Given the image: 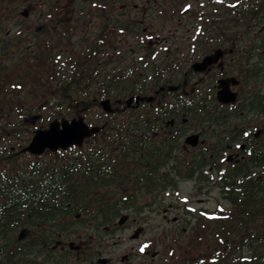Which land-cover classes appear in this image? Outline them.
<instances>
[{"label":"flooded vegetation","instance_id":"af4514ba","mask_svg":"<svg viewBox=\"0 0 264 264\" xmlns=\"http://www.w3.org/2000/svg\"><path fill=\"white\" fill-rule=\"evenodd\" d=\"M89 1L100 10L96 16L100 20L92 23L95 29L84 28L91 14L68 17L65 3L51 2L64 10L54 13L55 23L66 25L69 30L57 39H62V44L49 42L48 46L58 58L67 57L75 67L78 50L82 47L80 42L88 40L92 49L90 58L97 69L94 75L98 79L107 81L112 73L117 76L121 71L120 77L135 84L134 90H127L117 99L111 117L138 121L126 124L122 139L113 142L120 146H115L111 152L121 151L119 156L96 155L100 131L84 140L80 147L67 149L77 153L85 152V149L90 151L88 168L92 175L97 168L95 160L101 159H104V172L108 176L120 174L121 182L115 179L93 184L92 193L114 195L122 212L135 209V206L123 203L125 196L143 195L147 199L138 207L141 211L154 204L156 197L168 194L178 181L207 183L203 177L213 174L215 177L211 182H216L228 164L245 159L249 151L246 150L247 142L257 143L262 127L256 125L254 113L249 112L244 103L258 87L260 89L262 81L244 82L240 77L248 73L246 66L240 68L238 65L241 50L255 49L254 43L244 44L247 48L240 45V0ZM250 3L254 14L264 18V1L258 2L259 6L254 1ZM47 15L48 12L43 13L45 19L41 26L49 32L55 31L54 21ZM155 19L160 20V27H154ZM256 26H252L251 34H263L264 25ZM215 53L219 56L202 69L199 64ZM254 54L249 63L257 64L263 77L264 60L256 57L264 58V47ZM228 77L238 80L237 84L229 83L237 100L233 104H221L217 101L219 81ZM213 111L224 123L214 125L203 120ZM28 115L19 120L30 121ZM39 116L38 113L32 118ZM258 122L261 125L262 120ZM30 127L39 128L30 122L19 124V129L24 128L25 137L20 130L13 132L11 137L0 132V176L18 175L24 179L23 188H0V264H81V256L89 259L85 264H110L109 258H103L101 252L86 245L85 238L90 239L91 234L86 236L80 231V211L71 221L74 233L65 234L63 224L69 223L70 219L64 221L61 197L50 196L48 193L53 190L46 186L47 176L57 168L50 162L62 159L63 150L46 149L41 154L27 151L25 148L34 133ZM192 134L198 135L196 146L187 142ZM228 155L232 160L226 159ZM192 162L198 171L194 175L191 174ZM84 167L83 164L77 166L78 175ZM12 192L24 195L22 204L14 202ZM55 205L57 212H54ZM112 223L114 221L103 228L110 229ZM94 226L95 220L88 221L87 231ZM96 254L99 257L93 263L91 259ZM143 255H150L151 261L132 263V255L124 254L120 263L154 264L153 260L159 254L146 250ZM101 258L106 261L99 263Z\"/></svg>","mask_w":264,"mask_h":264},{"label":"trees","instance_id":"16d2710c","mask_svg":"<svg viewBox=\"0 0 264 264\" xmlns=\"http://www.w3.org/2000/svg\"><path fill=\"white\" fill-rule=\"evenodd\" d=\"M27 1L29 3L33 0H0V132L11 137L13 132L21 131L18 125L28 122L20 121V114L26 116L31 115L33 111H40L35 107L37 102L51 109L48 113L50 119L32 122L38 127H45L53 119L86 117L92 113L90 111L95 106L100 111V100L108 97L116 102L127 90L135 89L133 82L120 77L121 71H118L117 76L112 73L107 81L103 78L98 79L99 77L94 75L97 69L95 62L90 58L92 49L88 40L80 42L82 47L78 50V58L75 61L78 65L75 67L67 57L58 58L57 53L49 49V42L55 45L62 44V39L60 41L57 39L69 30L66 25L55 23L54 13L64 10L58 9L54 4H50L46 12L49 13L47 17H52L56 30L49 32L41 25L37 29H32L31 44L26 43L25 36L19 31L16 35L4 31L8 21L15 17L20 5ZM253 1L259 6L258 2L264 0H240L238 24L241 41L254 43L255 49L241 50L238 65L240 68L246 66L248 70V73L240 76L244 82L259 83L264 80V75L262 77L260 74L257 64L249 62L254 53L264 47V33L252 35L251 28L253 25H264V18L258 13L254 14L253 4L250 3ZM43 19L45 18L40 17L38 20ZM49 53L54 56L49 57ZM68 65L71 66L67 67ZM259 91L258 87L245 99L244 105L249 112L254 113L256 125L262 127L260 138L257 143L247 142L246 150H249L247 157L237 164H228L216 179L215 184L220 186L221 196L229 206L227 208L218 206V209L211 211L200 209L193 217V222L192 219H188L190 230L188 229L189 232L184 237L182 234L170 237L164 234L161 241L163 244L159 249L160 257L164 259L161 264H264V94H260ZM198 112L201 110L199 109ZM92 114L93 120L100 121L103 125L97 137L99 142L95 145L99 149L96 155L119 156L121 151L111 152L115 146H120L113 142L122 139L126 124L138 123V121L135 118L127 121L128 117L113 118L111 114L102 111ZM218 118L216 111H213L205 115L203 120L214 125L224 123ZM260 120H262L261 125L258 122ZM30 128L33 133L34 128ZM210 152L214 151L210 150ZM61 155H63L62 159L50 162L56 164L57 168L47 176L46 186L53 190L48 193L50 196L61 197L64 221L70 219L69 223L63 224L65 234L74 233L71 221L75 213L80 211L81 217L78 220L82 227L80 231L86 236L92 233L96 235L101 227L119 217L122 209L117 206L114 195L106 192H98V195H94L90 189L93 188V184H103L115 179L121 182L120 174L108 176L104 172V159H101L95 160L97 168L92 175L93 172L88 168L91 163L89 159L91 153L88 149L79 153L69 149L61 151ZM80 155L83 156L79 157ZM79 164L85 166L80 175L77 173ZM191 165V174L194 175L198 171L193 166V162ZM203 179L207 183L210 180L208 176ZM23 187L24 179L18 175L0 176V188ZM8 194H13L16 204L23 203L22 193ZM143 198V195L134 193L125 196L126 202L123 203L134 207ZM1 202L12 201L1 200ZM56 209L55 205L54 212H57ZM90 220H95V226L91 231H87V222ZM171 248L180 250V254L174 255L170 251Z\"/></svg>","mask_w":264,"mask_h":264},{"label":"rangeland","instance_id":"374dc122","mask_svg":"<svg viewBox=\"0 0 264 264\" xmlns=\"http://www.w3.org/2000/svg\"><path fill=\"white\" fill-rule=\"evenodd\" d=\"M51 2L65 3L67 6L68 17L72 15L75 17L85 13L91 14L92 17L89 19L88 24H85L86 26L84 28L95 29L96 27L92 23H97L98 20H100L96 17L98 16L100 10L96 9L95 5L89 0H33L32 2L28 3L27 1L20 5L16 11L15 17L8 21L4 31L10 35H16L19 31L25 36L27 40L26 43L31 44L33 37L30 34V31L35 28L37 29V27L41 25L40 23H42V20L38 19L42 17L43 13L50 8V4H52ZM23 10L28 12L26 17L21 14ZM153 23L154 27H160L159 19H155ZM27 25H30V27ZM261 26L262 25H259L258 27ZM165 28H167V26ZM246 43V41H241L240 38L241 47L247 48V46L244 45ZM261 50L262 48L259 49V53ZM53 55L54 54L49 53V57ZM257 58L264 60V58H260L259 56H257L256 59ZM70 66L71 65H68L67 67ZM263 89L264 80L261 82L259 90L264 92ZM29 105L31 106L30 102ZM115 106L116 105L114 103L113 107ZM35 107L39 108L40 111H33L31 115H28L30 119L28 123H32L33 120L37 121L40 119H50L48 113L51 109L49 106L44 107L43 103L40 104V102H37ZM15 112L17 111L15 110ZM90 112L93 113L100 111L98 110V107L95 106ZM38 113L40 114L39 118H32ZM92 113L86 116V120L91 119L94 121ZM22 117L24 116L20 114L19 119L22 120ZM234 128L238 129L237 127ZM21 129L20 133L23 134V137L27 136L24 128ZM208 177L210 179L209 183H195L193 180L178 181L175 188L170 189L168 194H162L156 197L154 204L148 200L151 205L149 207H145V210L143 209L138 211V207L143 205L144 201L147 199L143 198L135 205V209L130 211L125 210L122 212L121 215H129L128 220H126L123 224L118 225L117 217L114 220V223H112V227H110V229L105 230L101 227L100 231L96 235H93L92 233L90 239L85 238L86 245H91L93 250L96 249L101 252L100 256L103 258H109L112 261L110 264H121L120 259L124 254L132 255V263L151 261L150 255H143L146 250H149L150 253L158 252L159 255L155 256L153 262L154 264H161L164 259H161L159 249L163 244L161 241L164 238V234H167L168 237L172 235L180 236L182 234L184 237V235L190 230L188 219H192L193 222V217L198 214L200 209L211 211L218 209V206L225 208L229 206L221 196L220 186L215 184L216 182H211L213 181L211 178H214L215 176L211 174V176ZM140 225L143 226V230L139 234V237L137 236L136 238H131L135 229ZM89 240H91V243L88 242ZM142 248L143 251H141ZM170 251H172L174 255L180 254V250L176 251L171 248ZM98 257V254H96L91 261L95 263ZM81 259V264H85L84 262L89 261V259L82 256L80 257V260Z\"/></svg>","mask_w":264,"mask_h":264},{"label":"water","instance_id":"95a60500","mask_svg":"<svg viewBox=\"0 0 264 264\" xmlns=\"http://www.w3.org/2000/svg\"><path fill=\"white\" fill-rule=\"evenodd\" d=\"M21 14L27 16L28 12L23 10ZM218 56V54H215L213 57H208L199 65H201V68L203 69L211 62V60L216 59ZM230 82L232 84H237L238 80L235 77H228L219 81L217 100L220 103L233 104L236 101L237 94L230 90ZM100 106L104 112L113 111L109 99L101 100ZM99 129V125H89L85 122L82 116L71 119H54L48 123L46 128H39L35 131L31 141L25 149L32 154H41L46 149L56 151L57 149H67L73 145L81 146L85 139L97 133ZM187 142L191 146H196L198 144V135L192 134L187 138ZM227 159L230 160L231 156H228ZM126 219V215L121 216L118 224H123ZM141 231L142 227H138L132 234L131 238L139 236ZM100 262L104 263L105 260L101 259Z\"/></svg>","mask_w":264,"mask_h":264},{"label":"bare ground","instance_id":"6f19581e","mask_svg":"<svg viewBox=\"0 0 264 264\" xmlns=\"http://www.w3.org/2000/svg\"><path fill=\"white\" fill-rule=\"evenodd\" d=\"M216 54V53H215ZM24 83V82H23ZM203 144V143H202ZM204 145V144H203ZM210 145V144H209ZM219 162V161H218ZM214 164H216V163H214ZM223 172V171H222ZM140 175V174H139ZM138 178V177H137ZM141 181V180H140ZM135 182V181H134ZM103 205V204H102ZM101 205V206H102ZM105 207V206H104ZM89 209V208H88ZM104 209V208H103ZM101 212V211H100ZM120 213V212H119Z\"/></svg>","mask_w":264,"mask_h":264},{"label":"snow or ice","instance_id":"6c2138e0","mask_svg":"<svg viewBox=\"0 0 264 264\" xmlns=\"http://www.w3.org/2000/svg\"><path fill=\"white\" fill-rule=\"evenodd\" d=\"M141 251H143V248L141 249Z\"/></svg>","mask_w":264,"mask_h":264}]
</instances>
